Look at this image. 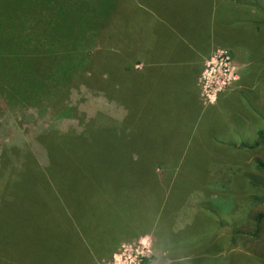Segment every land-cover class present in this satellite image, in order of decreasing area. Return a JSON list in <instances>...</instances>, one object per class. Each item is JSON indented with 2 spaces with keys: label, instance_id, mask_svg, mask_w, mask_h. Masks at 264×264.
<instances>
[{
  "label": "rangeland",
  "instance_id": "1",
  "mask_svg": "<svg viewBox=\"0 0 264 264\" xmlns=\"http://www.w3.org/2000/svg\"><path fill=\"white\" fill-rule=\"evenodd\" d=\"M161 1L116 0L100 45L114 55L124 50L134 56L126 59L124 69H110L105 84L99 79L104 72L98 70L89 84L71 87L67 104L76 115L71 111L57 119V127L81 134L98 112L120 120L131 112L141 118L145 109L172 114L188 107V99L168 98L172 78L158 77L164 96L157 97L150 94L156 82L149 86L139 74L137 53L150 38L154 47L169 51L170 57L173 50V59L178 58L172 32L164 33L166 27L158 21L162 14L169 15L164 22L174 29L197 35L199 48L207 47L211 38L218 44L200 63L196 79L200 118L189 131L182 125L173 131L171 116L157 132V142L166 146L165 161L155 170L164 194L160 189L159 196L143 201L139 193H128L110 203L105 200L104 207L94 205L86 214L80 210V223L89 216L93 227L89 239H83L91 248L107 250L98 252L93 264H264V167L258 165L264 162L259 136L264 133V0H221L218 12L224 16L211 20L210 0H173L171 12ZM114 55L110 63L123 64ZM134 95L136 110L129 99ZM150 98L156 104L145 107ZM27 114L25 119L19 114L16 120L12 113L0 118V153L27 128L48 124L49 114L40 118L33 108ZM162 223L170 225L174 238L190 240L166 246L167 239L161 242L157 234Z\"/></svg>",
  "mask_w": 264,
  "mask_h": 264
},
{
  "label": "trees",
  "instance_id": "2",
  "mask_svg": "<svg viewBox=\"0 0 264 264\" xmlns=\"http://www.w3.org/2000/svg\"><path fill=\"white\" fill-rule=\"evenodd\" d=\"M115 6L116 0H0V118L25 119L31 108L40 118L49 114L47 125L27 128L0 153V264H93L107 250L84 241L93 227L89 216L80 223V210L128 193L148 201L165 192L155 173L166 155L156 140L163 112L145 109L141 118L131 112L121 121L98 112L81 134L57 127V119L76 115L67 104L70 88L108 71L112 52L101 47V34ZM135 97L129 99L136 110ZM169 226L157 225L166 246L190 240L174 238Z\"/></svg>",
  "mask_w": 264,
  "mask_h": 264
},
{
  "label": "crops",
  "instance_id": "3",
  "mask_svg": "<svg viewBox=\"0 0 264 264\" xmlns=\"http://www.w3.org/2000/svg\"><path fill=\"white\" fill-rule=\"evenodd\" d=\"M161 3H162L161 5L163 6L170 7L171 8L170 10L169 8L166 9V10H169L170 12L172 10V7L175 5L173 3V0H164V1H161ZM210 3H211V13H209L210 20L215 19L216 15H220L221 17H223L224 15L222 14V11L220 10V12H218L219 7L222 3L221 0H210ZM158 5H159V2H158ZM168 18H169V15L162 14L161 16H158V21L160 23H163L164 26L166 27L165 29H163L164 33L167 31L172 32L175 46L178 47L177 49L178 58L173 59V50L171 51L172 54L170 57V56H167L169 51L162 49V48L154 47L151 43L155 39L150 38L148 45L145 46V48L141 46V48L139 49V52L137 53L138 64L140 65L139 74H140L141 80L145 81L146 83L149 82V86L152 85L154 81L156 82L155 86L150 87V90H151L150 94L152 95L153 93H155L157 97L162 96V94H160L161 89L160 87H158V84H157L158 77L160 75L169 76V78L173 79L170 85V88L167 87L168 96H169L168 98L173 97L176 99H180L183 102L184 100L188 99L185 103L189 102V105L188 107L184 109L177 108V110L175 112H172V114H169V112H164V115H165L164 119L167 120L168 118L173 116L171 117V119L173 120L171 121V123L172 124L174 123V127L172 128L173 131L179 125H182L184 129L189 131L191 127L194 128V121L198 120L201 114L200 100L198 96V87L196 84V79L199 73L200 63L209 54V52L213 48L218 46V44L214 43L213 42L214 39L211 38L210 43L208 44L207 47L199 48L197 42L194 41V37L197 35L192 37L191 35L192 32L188 34H184L178 29H174L169 24H166L164 22V20ZM156 33L160 34L163 32L157 28ZM156 33H151V36L156 35ZM126 53L127 52H125L124 50L123 51L118 50L117 54L115 55H114V52H112V55H114L116 58L118 57V60H119L118 63H123V64H116V65L111 64L110 63L111 61L109 58L107 70L110 71V69L112 68L124 69L127 65L126 59L130 58V56L127 55ZM120 56L122 58H119ZM141 66L142 67L144 66L145 68H141ZM103 77H106L107 79H109L110 75H103ZM124 118L120 120L115 119V118L113 119L117 121H121ZM139 233H137V235ZM124 240L126 239H120L118 242L120 241L122 242Z\"/></svg>",
  "mask_w": 264,
  "mask_h": 264
},
{
  "label": "built area",
  "instance_id": "4",
  "mask_svg": "<svg viewBox=\"0 0 264 264\" xmlns=\"http://www.w3.org/2000/svg\"><path fill=\"white\" fill-rule=\"evenodd\" d=\"M222 51L224 53V58H227V55H225L227 53L226 50H222ZM221 60H223V58H221ZM114 257H116V254H114Z\"/></svg>",
  "mask_w": 264,
  "mask_h": 264
}]
</instances>
